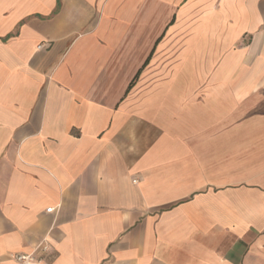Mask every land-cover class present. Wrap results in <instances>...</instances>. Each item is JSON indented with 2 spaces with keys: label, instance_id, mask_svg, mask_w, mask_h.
I'll list each match as a JSON object with an SVG mask.
<instances>
[{
  "label": "crops",
  "instance_id": "1",
  "mask_svg": "<svg viewBox=\"0 0 264 264\" xmlns=\"http://www.w3.org/2000/svg\"><path fill=\"white\" fill-rule=\"evenodd\" d=\"M44 240L264 264V0H0V264Z\"/></svg>",
  "mask_w": 264,
  "mask_h": 264
},
{
  "label": "built area",
  "instance_id": "2",
  "mask_svg": "<svg viewBox=\"0 0 264 264\" xmlns=\"http://www.w3.org/2000/svg\"><path fill=\"white\" fill-rule=\"evenodd\" d=\"M54 211V208H50L47 210V213H51ZM50 246L46 240L40 242L36 248L33 250L31 254H18L14 256V259L22 264H41L44 262L45 255L49 254ZM40 255H37L39 254Z\"/></svg>",
  "mask_w": 264,
  "mask_h": 264
},
{
  "label": "trees",
  "instance_id": "3",
  "mask_svg": "<svg viewBox=\"0 0 264 264\" xmlns=\"http://www.w3.org/2000/svg\"><path fill=\"white\" fill-rule=\"evenodd\" d=\"M149 60L150 58L147 59L145 65L138 71V73L136 74V76L134 77V79L132 80V82L130 83L129 87H128V90H127V93H129V91L134 88V86L136 85L139 77H140V74L142 73L143 69L147 66V64L149 63Z\"/></svg>",
  "mask_w": 264,
  "mask_h": 264
}]
</instances>
